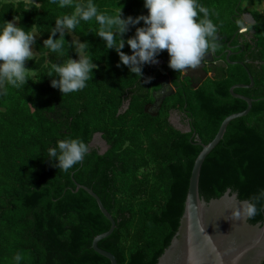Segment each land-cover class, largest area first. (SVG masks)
I'll use <instances>...</instances> for the list:
<instances>
[{
	"label": "trees",
	"instance_id": "1",
	"mask_svg": "<svg viewBox=\"0 0 264 264\" xmlns=\"http://www.w3.org/2000/svg\"><path fill=\"white\" fill-rule=\"evenodd\" d=\"M243 1L251 0H198L217 27L214 44L220 37L230 41L237 34L235 16L243 12ZM36 2L38 6L33 0L0 1V24L17 17L18 26H34L41 37L35 44L37 55L26 62L31 69L27 84L19 89L5 85L0 91V264H13L17 252L23 256L21 264H111L92 247L111 223L90 194L75 192L76 184L93 190L116 222L100 249L113 254L118 264H157L180 227L192 171L202 151L198 143H211L227 117L248 107L230 92L236 85L251 84L248 71L254 87L234 93L254 100L253 108L230 123L206 158L200 195L211 201L230 190L246 201L264 189V15L255 17L256 37L245 39L246 51L231 59L244 62L247 54L252 63L230 64L197 89L189 79L181 80L186 70L178 73L168 67L166 50L157 57L163 65H144L140 78L126 66L116 67L119 56L96 36L95 19L82 21L65 39L88 42L87 54L98 67L83 90L63 95L51 87L48 68L68 57L76 59V54L67 43L63 56L51 53L43 48V40L58 17L87 0H73V7L64 9L50 0ZM93 2L108 15L120 8L124 18L147 14L143 0ZM202 18L201 13L197 19ZM143 26L142 21L136 25ZM135 30L130 27L123 38L132 37ZM239 38L232 44H239ZM122 51L131 54L127 45ZM156 70L172 72L175 84L182 86L177 106L193 112L196 136L171 127V105L158 117L145 111L151 98L146 86L155 83L150 75ZM126 100L129 109L119 114ZM97 133L109 146L103 155L100 148H90ZM69 138L81 139L89 152L65 172L47 160V151ZM257 208L252 224L264 221V199Z\"/></svg>",
	"mask_w": 264,
	"mask_h": 264
},
{
	"label": "clouds",
	"instance_id": "2",
	"mask_svg": "<svg viewBox=\"0 0 264 264\" xmlns=\"http://www.w3.org/2000/svg\"><path fill=\"white\" fill-rule=\"evenodd\" d=\"M33 2L38 6L36 0ZM50 3L61 9L73 7V0H50ZM143 6L147 10L146 15L124 18L121 8L116 14L108 15L99 12L93 0H87L86 3H75L71 14L58 17L48 38L43 40V48L63 56L67 43L77 58L68 57L66 62L50 63L47 77L50 78L51 87L67 95L87 86L98 67L87 54L88 42L77 39L69 43L65 37L82 21L93 19L99 25L96 36L108 50H114L119 56L116 67L126 66L130 73L139 78L143 75L144 65L158 63L157 57L165 50L171 70L179 73L197 67L210 46H213L217 33L216 25L209 18V10L198 4V0H143ZM201 13L203 18L198 20ZM19 20L14 17L12 21L0 24V91L5 90V85L17 89L26 85L31 70L26 67V62L33 60L36 55L33 50L37 38L35 28L18 26ZM141 21L144 26L136 27ZM130 27H135V34L125 40L123 37ZM57 34L59 38H56ZM126 45L131 54L122 51ZM148 82L150 78L145 80V83ZM88 152V145L81 139H63L49 147L47 160L54 167L67 172L80 163ZM261 199H264V189L234 210L233 218L255 217L259 211L257 203ZM22 260L23 256L19 252L13 256V264H21Z\"/></svg>",
	"mask_w": 264,
	"mask_h": 264
},
{
	"label": "water",
	"instance_id": "3",
	"mask_svg": "<svg viewBox=\"0 0 264 264\" xmlns=\"http://www.w3.org/2000/svg\"><path fill=\"white\" fill-rule=\"evenodd\" d=\"M244 20L255 25L256 21L250 13L244 15ZM256 34L251 32V36ZM232 53L226 57V63H230ZM213 61L211 54L205 55L201 63L191 70L188 69V78H193V72L198 71L203 75V81L208 78L204 71L203 61ZM224 61L219 66H226ZM244 65V63H240ZM251 84L236 85L231 88V94L248 104L244 112L227 117L222 123L215 139L205 145L198 143L202 151L195 161L192 171L189 190L185 202V209L180 221V227L172 239L170 246L159 258L157 264H264V221L252 224L249 218H233V211L238 209L244 201H241L236 193L230 190L222 197L206 201L200 195V177L203 164L208 155L223 140L230 123L238 118L247 116L252 108L254 100L245 96L236 95L234 91L242 88L254 87V79L248 71ZM130 103L123 105L119 114H124L129 109ZM148 112V107L146 109ZM90 148H101L103 155L109 150L107 142L101 133L95 134ZM76 191H86L97 202L101 212L111 223L108 232L97 236L93 241V249L99 255L107 258L111 264H118L116 257L99 248V243L110 237L116 229V222L104 207L99 196L91 189L76 184Z\"/></svg>",
	"mask_w": 264,
	"mask_h": 264
},
{
	"label": "flooded vegetation",
	"instance_id": "4",
	"mask_svg": "<svg viewBox=\"0 0 264 264\" xmlns=\"http://www.w3.org/2000/svg\"><path fill=\"white\" fill-rule=\"evenodd\" d=\"M243 12L238 13L236 17V23L238 24V31L237 34L233 37L232 40H223V37L219 38V42H216L210 52H208L206 55L211 54L213 57L212 62H208L207 60L203 61L205 64L204 71L208 74V78H212L217 76L222 69H226L228 65L237 64V63H244L249 64L252 63L251 60L248 59V55L246 54V60L244 62L240 61H233L231 60L232 57L238 56L239 54H242L246 51V45L244 43L245 39L249 40L251 38H255L256 34L254 36H251V32L255 31L253 28L257 25V20L255 17L259 18L261 15L255 14V12H248L244 9L242 5ZM262 11L261 13H263ZM246 13H250L255 21L256 24L252 25L250 22H247L244 20V15ZM264 14V13H263ZM256 32V31H255ZM237 36H240L239 38V44L233 45V40ZM227 41V42H225ZM227 43V48L224 49V44ZM224 49V50H223ZM232 53L230 57V63H226V57L228 54ZM221 61H224L226 63V66H219V63ZM158 67H161L163 65V62L159 61L156 63ZM190 70L192 68H189ZM154 71V70H153ZM153 71L151 72L152 77H155V83L152 85V87H148L147 90H145L146 94H151L150 102L146 104L145 111L148 107V114L154 117H158L163 114L164 110L167 109L169 105H171V109L169 111L168 116V122L171 125L172 128L175 130L181 132L182 134H190L194 133V136H196V122L194 121V115L193 112L190 110H187V107H184L183 110L178 108V97L177 92L178 89L182 86L175 84V77L170 71H164L163 73L159 70H156L155 74H153ZM188 71H185V74H182L181 80L189 79V82L191 83L192 87L195 89L199 88L205 81H203V75L202 73L198 71L193 72V78L187 77ZM181 75V74H180ZM181 80H177V82H180ZM148 85V84H147ZM176 98V99H175ZM171 104H169L170 102ZM127 103H130V100H126L123 105H126ZM200 143V142H199ZM101 150V148H100Z\"/></svg>",
	"mask_w": 264,
	"mask_h": 264
},
{
	"label": "crops",
	"instance_id": "5",
	"mask_svg": "<svg viewBox=\"0 0 264 264\" xmlns=\"http://www.w3.org/2000/svg\"><path fill=\"white\" fill-rule=\"evenodd\" d=\"M1 2H3V3H9V2H11L12 0H0ZM259 2H257V0H251V1H243V3H242V5H243V7H244V9L245 10H247L248 12H255V14H257V15H264L263 13H261L262 11H260L259 9H254V10H252V9H250L249 8V6H251V7H254V5H255V3H257V5H259V6H263L264 5V0H258ZM36 32V31H35ZM36 35H39L37 32H36ZM40 37V36H39ZM41 38V37H40Z\"/></svg>",
	"mask_w": 264,
	"mask_h": 264
},
{
	"label": "rangeland",
	"instance_id": "6",
	"mask_svg": "<svg viewBox=\"0 0 264 264\" xmlns=\"http://www.w3.org/2000/svg\"><path fill=\"white\" fill-rule=\"evenodd\" d=\"M257 2H259L258 0H257ZM249 8L250 9H252V10H254V9H259L260 11H264V5L262 6H259V5H257V3H255V5H254V7H251V6H249ZM36 33V32H35ZM75 38V37H74ZM41 38L39 37V35H37V38H36V41L37 40H40ZM75 40H77V38H75ZM33 50H34V52L36 53V55H37V50H36V45H34L33 46Z\"/></svg>",
	"mask_w": 264,
	"mask_h": 264
}]
</instances>
